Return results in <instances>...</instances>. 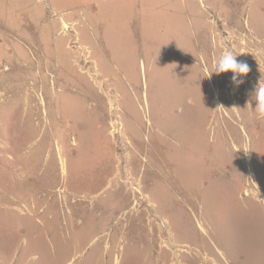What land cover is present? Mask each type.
I'll return each instance as SVG.
<instances>
[{
	"label": "rangeland",
	"instance_id": "1",
	"mask_svg": "<svg viewBox=\"0 0 264 264\" xmlns=\"http://www.w3.org/2000/svg\"><path fill=\"white\" fill-rule=\"evenodd\" d=\"M47 1L55 9L71 5L83 23L80 27L91 25V36L98 35L96 19L104 26L108 19L116 24L122 9L119 0L92 1L94 12L89 0ZM129 5L138 33L140 24L148 23L144 28L146 37L150 34V47L138 53L142 71L134 76L116 74L117 91L98 69L93 56L97 41L81 43L77 22L52 7L46 9V17L59 18L56 33L67 38L57 71L44 63L50 57L41 58L38 49L25 54L5 37L10 48L0 41V56L8 51L9 60L15 61V72L9 66V75L4 59L0 61V264H63L67 260L71 264H148L144 260L148 255L153 258L149 264H179L180 257L193 252L201 253V263L220 264L219 259L228 264L218 250L214 255L198 243L191 244L195 234L201 233L198 223L206 229V241L221 248L231 264H263L264 133L255 123L264 118L250 110L251 104L256 105L254 93L245 87L243 93L237 91V84H242L233 82L232 72H212L216 98L207 133L198 140L187 131L179 132L171 125L181 124L189 109L211 107L214 89L204 84L206 78L203 83L194 47L175 55L166 45L173 28L162 31L167 25L165 14L140 9L145 7L143 0H131ZM252 13H256L254 23ZM211 16L204 64L213 71L219 56L232 50L237 61L248 65L243 77L256 90L264 84V0H249L242 19L241 15L232 21ZM20 45L27 49L23 41ZM131 89L140 102L144 101L142 89L148 94V126L146 119L135 120L137 100ZM80 104L82 110L76 106ZM105 109L102 127L93 122L65 124L99 119ZM166 119L171 125H164ZM132 120L138 134L142 129L139 141L133 136ZM165 128L175 134L176 141L164 146L167 137L159 130ZM214 130L217 138L210 133ZM246 153L251 174L244 162ZM162 158L170 174L166 181L158 177L164 170ZM238 171V185L231 188L229 183ZM98 181L105 184L94 197L89 186ZM99 200L109 207L99 205ZM134 232L146 233L145 241L133 242ZM257 234L262 241L252 236Z\"/></svg>",
	"mask_w": 264,
	"mask_h": 264
},
{
	"label": "crops",
	"instance_id": "2",
	"mask_svg": "<svg viewBox=\"0 0 264 264\" xmlns=\"http://www.w3.org/2000/svg\"><path fill=\"white\" fill-rule=\"evenodd\" d=\"M57 2L65 3L67 0H56ZM93 0H89L92 2ZM120 3L118 6L122 7L119 17H117V23L114 24L111 19H108V25L104 26L99 23V20L96 19V23L98 25V35L91 36L92 32L90 30L91 25L82 26L83 24L79 17L75 14L71 5H64L62 8L55 9L54 5L51 6L49 2L43 0H0V41L3 42V46L10 48V46L6 45L4 39L7 40L9 45H12L16 48L17 52H24L25 54H29L30 50L34 51L38 49L41 52V58H45V54L50 58L45 59V64L49 66V68H55L57 71V65L62 62L64 59V55L62 54L66 49V39L60 34L56 33L60 25L59 18L49 19L47 16L48 8L52 7L54 10L61 12L60 15H64L65 19L72 20L77 22L78 32L81 43L87 45L85 43L86 40L92 39L97 41L99 47H97L96 52L93 51V56L97 62L98 69L102 74L110 78V83L114 86L117 91V76L119 73L120 76L123 77V72H127L130 75H136L139 71H142V67L140 66V62L143 63L141 56L138 57V53H141L140 50L142 47L149 48L150 43L147 41V37L150 36L148 33L146 37V33L148 32L147 28H144L145 24L141 23L140 29L141 31L138 33L137 29L134 27L135 25V14L131 16V11L133 12V8H129V2L131 0H119ZM142 1V0H141ZM145 3L144 11L153 10L156 14L161 13L166 15V24L163 25L162 31L166 30L168 27L173 28L171 32V39L167 41L166 45H168L173 53L176 55L183 51L184 53L192 51L191 48L194 47L197 57L199 58L200 69L203 73L204 80L207 79V87L210 89H214V85L212 83V70L208 68L204 63L207 61V55L203 50L209 44V39L207 36V27L211 28V23L209 19V15L216 19L223 20H233V16L241 15L238 17L244 18L245 15V7H249V0H204V5L199 2V0H143ZM45 2V3H44ZM59 2V3H60ZM93 5V6H92ZM252 6V5H251ZM259 7V4H256V7ZM91 7L92 12L96 11V7L93 4H89V8ZM131 9V10H130ZM256 13H252V19L254 23L253 15ZM83 15V14H82ZM247 17V16H246ZM120 19V20H119ZM114 20V19H112ZM145 21V19H144ZM239 21V19H237ZM94 22V21H93ZM113 22V23H111ZM255 29V28H253ZM23 41L25 48L20 45V42ZM90 47V46H89ZM92 50V48H91ZM131 50V52H130ZM203 55V56H202ZM9 52L2 53L0 56V61L4 59V64L8 68L11 67V73L15 72L12 64L15 62L12 59V62L9 60ZM62 58V59H61ZM152 58V57H151ZM22 60H18L17 62L21 63ZM203 64V65H201ZM131 65V66H128ZM4 66V67H5ZM100 66V67H99ZM210 69V71H209ZM8 71H5L7 73ZM10 74V71L7 73ZM115 75V76H114ZM5 77V76H4ZM121 78V77H119ZM203 84V83H202ZM213 86V87H212ZM215 90L213 93L214 102L211 107L202 110L198 109V111L189 109L184 116L185 121H182L181 124H175L179 129V132L184 133L188 132L189 137L195 136L197 139L200 135H203L209 129L207 121L213 113L215 107ZM121 91V90H120ZM142 91H144L142 89ZM142 91L140 92L141 99ZM145 92V91H144ZM122 94V92H121ZM131 94L135 99L136 107H134L133 112H136L138 115L139 122L145 121V115L148 116L149 120V103L147 96L146 103L140 102L137 94H135L134 90L131 89ZM146 94V93H145ZM123 96V95H122ZM202 94H200V97ZM205 96V95H204ZM147 106H146V105ZM256 106V105H255ZM135 110V111H134ZM208 110V111H207ZM250 110L252 113H256L254 105L251 104ZM202 111L205 112V116H202ZM159 118H163L164 112L162 109L158 110ZM195 119L188 122L187 121L195 116ZM106 114V109L104 114L99 119L92 118L88 122H81V120H77L74 122H65V124L70 123L72 126H78L83 124L96 123L98 127L103 126V118ZM131 118V113H128ZM134 117V116H133ZM257 117V116H256ZM188 118V119H187ZM204 121H203V119ZM258 118V117H257ZM256 118V119H257ZM261 120V119H260ZM258 120L256 129L264 133V120ZM54 122H59L54 120ZM132 125L134 127L133 136L136 134V126L134 121L132 120ZM61 123V122H60ZM148 126V123H146ZM252 124V123H249ZM141 125V124H140ZM164 125H171L166 119L164 121ZM173 126V125H171ZM142 127V125H141ZM181 128V129H180ZM156 129V127H155ZM255 129V130H256ZM168 128L167 131L159 130L162 132L166 141L165 145H169L170 141L175 140V136L171 135V130ZM182 130V131H181ZM142 129L139 131V137ZM164 131V132H163ZM169 131V132H168ZM203 132V134H202ZM214 133V137L216 135L217 138V130L210 131V133ZM170 133V134H169ZM171 135V137L169 136ZM256 136H258L256 134ZM172 138V139H171ZM223 137H221L222 139ZM174 139V140H173ZM214 139V138H213ZM237 139L240 140V136L238 134ZM199 140V139H198ZM224 140V139H222ZM214 142V141H213ZM146 150V146L144 151ZM199 151V150H198ZM146 154V153H145ZM213 158V157H212ZM206 159V157L204 158ZM205 169V168H204ZM110 170H113L110 169ZM207 170V169H206ZM101 173V171H100ZM109 171H107L104 175L107 176ZM103 176V174L101 173ZM99 175V178L101 177ZM234 175V174H233ZM205 176H212V174H205ZM110 178V177H109ZM239 179V171L233 176L232 180L229 183L231 188L238 185ZM240 185V181H239ZM258 231V230H257ZM255 239L262 241L263 236L260 234L252 235ZM261 245L264 247V242H261ZM264 264V260H263Z\"/></svg>",
	"mask_w": 264,
	"mask_h": 264
},
{
	"label": "bare ground",
	"instance_id": "3",
	"mask_svg": "<svg viewBox=\"0 0 264 264\" xmlns=\"http://www.w3.org/2000/svg\"><path fill=\"white\" fill-rule=\"evenodd\" d=\"M93 1H95V0H93ZM84 3V2H83ZM82 3V4H83ZM87 3V2H86ZM90 3V2H89ZM85 4H83V6H84ZM87 5V4H86ZM141 67H143V63L141 62ZM144 69V68H143ZM144 71V70H143ZM144 73V72H143ZM180 77H181V75H179ZM180 77H178V78H180ZM194 77V76H193ZM131 78V77H130ZM182 78V77H181ZM183 78H185V77H183ZM182 78V79H183ZM164 79H166V77L164 78ZM192 79V78H191ZM137 80V79H136ZM183 80H185V79H183ZM194 80H196V78L194 79ZM241 80L243 81V83H241L242 84V86L240 85V84H237V86H236V89H237V91H240V92H242L243 93V87H245L246 88V90H249V91H251V92H253V93H255V88H254V86H252V84L251 83H248V82H246V80L244 79V77L243 76H241ZM182 81V80H181ZM187 81H189L188 79H187ZM179 82V81H178ZM178 82H177V85L176 86H178ZM190 82V81H189ZM194 82H197V83H199L198 81H194ZM201 83H202V81H200ZM205 82V80L203 81V83ZM183 83V82H182ZM182 83H180V84H182ZM183 84H185V82L183 83ZM204 84H206V83H204ZM145 85V84H144ZM191 85H192V82H191ZM203 85V84H202ZM186 86V85H185ZM206 86V85H205ZM182 87V86H181ZM177 88V87H176ZM178 88H179V86H178ZM192 88H194V87H192ZM249 88H251V90L249 89ZM164 89V88H163ZM145 90V89H144ZM165 90V89H164ZM167 90H168V88H167ZM179 90H180V88H179ZM189 90H192L191 89V87H188V91ZM245 90V89H244ZM166 91V90H165ZM200 91V90H199ZM167 92V91H166ZM166 92H163L164 94L166 93ZM170 92H172V90H170ZM207 92V91H206ZM173 94H175V93H173ZM184 94V93H183ZM188 94H189V92H188ZM145 95H148V94H145V92L144 91H142V97H143V99H144V102L146 103V97H145ZM185 95V94H184ZM239 95V94H238ZM172 96V95H171ZM171 96H170V98L168 99V100H172L171 99ZM175 96H176V94H175ZM239 97L242 99V101H243V96L241 95V93H240V95H239ZM173 98V100H174V97H172ZM178 98V97H177ZM244 98H245V96H244ZM254 99H255V97H254ZM180 100H182V99H180ZM236 101H238V100H236ZM129 102L131 103V101L129 100ZM181 101H179V103H180ZM172 103H173V101H172ZM77 104V103H76ZM82 104V103H81ZM76 105L77 106V108L79 109V110H82V105ZM175 104V103H174ZM173 104V105H174ZM178 104V103H177ZM208 104H210V103H208ZM146 105V104H145ZM176 105V104H175ZM147 106V105H146ZM207 106V108H208V105H206ZM180 107V106H179ZM210 108V107H209ZM206 109V108H205ZM168 110V109H167ZM135 111V110H134ZM205 111V110H204ZM208 111V110H207ZM204 113V112H203ZM136 116H138L137 114H136ZM134 118H135V116H134ZM145 119H146V121H147V123H149L150 122V120H149V118L148 117H145ZM182 119H184V118H182ZM182 119H180V120H182ZM188 119V118H187ZM203 119V118H202ZM135 120H138L137 118H135ZM189 120H191V119H189ZM184 121H185V119H184ZM183 121V122H184ZM203 121H204V119H203ZM168 122L170 123V121L168 120ZM172 123V122H171ZM175 125V124H174ZM174 125H173V127H174ZM180 127H182V124H181V126ZM170 128V127H169ZM183 128V127H182ZM166 129V128H165ZM175 129V128H174ZM181 129V128H180ZM167 130V129H166ZM176 130V129H175ZM170 131V130H169ZM168 131V132H169ZM182 131V130H181ZM164 132V131H163ZM135 135H136V140L137 141H139V137H138V132L137 131H135ZM170 134V133H169ZM202 134H203V132H202ZM171 135H172V133H171ZM171 135L169 136V137H171ZM175 135V134H174ZM173 136V135H172ZM177 136V135H176ZM202 137V136H201ZM178 138V137H177ZM172 139V138H171ZM174 140V139H173ZM179 140H181V139H179ZM176 141V140H175ZM174 142V141H173ZM138 143V142H137ZM205 143V142H204ZM205 146V145H204ZM206 148V146L203 148V149H205ZM218 152V151H217ZM217 155V154H216ZM209 160V159H208ZM244 162H246V164H247V167L249 168V170H248V173L249 174H251V169H250V162H249V155L246 153L245 154V156H244ZM163 162H164V160H163V158H162V165H163V168H164V170H162L159 174H158V177L162 180V181H166V180H169V178H170V174H169V172H168V168H167V166H165L164 164H163ZM211 162V161H210ZM214 165V164H213ZM215 166V165H214ZM217 166V165H216ZM247 168V169H248ZM174 171H175V173H176V170L177 169H173ZM170 171V170H169ZM100 181H103V180H100ZM100 181H98V182H96V183H94V184H92V185H90L89 186V193H91L94 197H96V192H97V190L99 189V188H101L105 183H103V185H102V183L100 182ZM111 183V181H108L107 182V184L106 185H109ZM263 190V189H262ZM258 193H259V195L260 194H262L263 192L260 190V188L258 187ZM247 194V193H246ZM97 203L99 204V205H102V206H108L106 203H103L102 204V202L99 200V201H97ZM98 207V206H97ZM109 207V206H108ZM108 210V209H107ZM199 225V228H200V230H201V233H194L195 234V238H196V240H194L193 242H191V244H194V246H195V244H197L196 246H198L200 249H202V250H206L208 253H213L214 254V250L216 249V250H218L219 252H218V254L220 255V258H221V256H224L223 258H225L226 260V262L228 263V264H231V262L228 260V257H227V255H225V253L221 250V248H219L214 242H208V241H206V238H205V236H204V233H206L205 232V230L206 229H204V227L200 224V223H198ZM93 229V228H92ZM91 229V230H92ZM97 230V229H96ZM262 230V229H261ZM90 231V230H89ZM93 231H91V233H92ZM86 233H87V231H86ZM91 233H89V234H91ZM68 239H70V238H68ZM73 239V238H72ZM83 239H84V237H83ZM145 239H146V233H143V232H134V234L132 235V240H133V242H138V241H145ZM67 240V239H66ZM71 240V239H70ZM78 241H79V238H78ZM82 241V240H81ZM84 241V240H83ZM73 242V241H72ZM41 243H42V241H41ZM75 243V242H74ZM84 243V242H83ZM222 243V242H221ZM224 243V242H223ZM228 243V242H227ZM43 244V243H42ZM72 244V243H71ZM76 244V243H75ZM78 244H80L79 242H78ZM78 244H77V246H78ZM232 244V243H231ZM80 245H83V244H80ZM220 245V244H219ZM224 245V244H223ZM40 246H42V245H40ZM75 246V245H74ZM147 247V246H146ZM41 248V247H40ZM43 248V247H42ZM76 248V247H75ZM74 248V249H75ZM78 248V247H77ZM229 248V247H228ZM233 248H235V247H233ZM79 249H80V246H79ZM230 249V248H229ZM42 250V249H41ZM232 250V249H231ZM67 251H70V250H67ZM72 251V250H71ZM199 251V250H198ZM225 251V250H224ZM228 251V250H227ZM226 251V252H227ZM217 252V251H216ZM69 254V253H68ZM200 252H193V253H191V254H189V253H186V254H184V257L183 258H181L180 257V259H178V263L179 264H207L206 262H204V263H201L202 262V260H201V257H200ZM215 255V254H214ZM179 256H181V255H179ZM230 257V256H229ZM160 258H162V257H160ZM152 259L153 258H151V255H148V256H145V258H144V260H145V262L146 263H148L149 264V262H152ZM99 261V260H98ZM217 262L218 263H220V264H223V262L221 261V260H217ZM63 264H71V261L70 260H67V261H65V262H63Z\"/></svg>",
	"mask_w": 264,
	"mask_h": 264
},
{
	"label": "clouds",
	"instance_id": "4",
	"mask_svg": "<svg viewBox=\"0 0 264 264\" xmlns=\"http://www.w3.org/2000/svg\"><path fill=\"white\" fill-rule=\"evenodd\" d=\"M236 55L237 54L232 50L223 52L215 61L213 72L217 74L232 72L233 82L243 83V81L238 78L246 76L249 72V67L246 63L237 61ZM254 95L256 101L255 111L259 118H264V84H259Z\"/></svg>",
	"mask_w": 264,
	"mask_h": 264
},
{
	"label": "built area",
	"instance_id": "5",
	"mask_svg": "<svg viewBox=\"0 0 264 264\" xmlns=\"http://www.w3.org/2000/svg\"><path fill=\"white\" fill-rule=\"evenodd\" d=\"M44 1V0H43ZM46 1V0H45ZM199 2L202 4V6L204 7V0H199Z\"/></svg>",
	"mask_w": 264,
	"mask_h": 264
}]
</instances>
